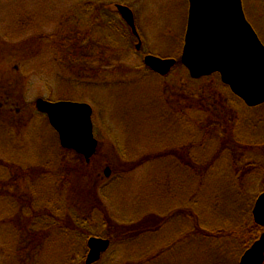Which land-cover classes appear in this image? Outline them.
<instances>
[{
    "label": "rangeland",
    "instance_id": "obj_1",
    "mask_svg": "<svg viewBox=\"0 0 264 264\" xmlns=\"http://www.w3.org/2000/svg\"><path fill=\"white\" fill-rule=\"evenodd\" d=\"M86 1L91 0H0V103L9 99L7 106L0 108V238L5 251L13 250L10 255L5 252L4 259L7 264H20L25 258L20 246L32 243L37 250L31 252L34 260L30 264H85L87 238L92 235L111 240L110 249L96 264L240 263L244 241L233 233L255 230L243 228L241 223L235 226L238 214L246 208L244 201L239 206V190L235 191L226 178L210 175L208 187L217 202L214 205L200 198L199 203L197 175L179 158V153L191 146L187 154L198 150L195 129L199 127L195 121L214 117L191 111L189 132L163 128L149 119V106L155 97L159 102L175 91L181 105L185 100L182 91L196 93L207 86V77L191 78L178 60L187 27V0H95L111 7L104 9L101 23L88 28L84 12H74ZM243 4L245 16L264 44V0H243ZM116 5L133 10L137 37ZM68 21L74 23L73 27L69 28ZM79 29H91L98 36L80 42L74 35ZM139 43L141 48L137 50ZM87 45L88 54L95 58L99 51L108 50L107 46L117 47L121 52L114 59L121 65L119 72L103 81V74L98 73L100 62L95 59L99 78L87 79L80 62ZM147 55L175 58L178 64L163 77L145 66ZM39 98L86 103L93 108V131L99 145L90 165L60 146L47 117L33 110ZM243 109L252 120L237 121L235 116L231 127L235 130L238 126L242 133L257 130V136H264V107ZM157 142L166 144L157 146ZM163 152L159 160L154 159L155 164L149 163L151 154ZM63 160L75 173L70 186L73 193L65 195L67 200L60 184L44 180L47 171L59 168ZM106 167L115 170L110 179L104 177ZM118 177L123 178L119 193L110 195L104 204L110 218L130 228L149 226L145 237L137 236L130 244L117 239L112 229L94 215H101L99 203L106 200L91 191L108 186ZM257 183L249 192L255 201L263 191ZM62 203L65 207L59 213L56 208H62ZM179 210L181 214L177 215L181 217L171 215ZM226 217L231 218L230 224ZM195 220L208 230L218 227L212 231H231L232 235L226 233L227 237L218 238L216 244L209 242L205 233H197ZM54 224L57 227L52 229ZM42 231L44 237L49 235L43 248L40 240L34 241L30 235Z\"/></svg>",
    "mask_w": 264,
    "mask_h": 264
},
{
    "label": "trees",
    "instance_id": "obj_2",
    "mask_svg": "<svg viewBox=\"0 0 264 264\" xmlns=\"http://www.w3.org/2000/svg\"><path fill=\"white\" fill-rule=\"evenodd\" d=\"M111 7L110 4H102L101 2L99 3L98 1L91 0V1H86L85 5L81 8H76L74 10L75 14H79L80 11H83L84 13V19H85V25L88 27H93L95 23H101V21L104 20V9H109ZM74 14V15H75ZM77 20V19H75ZM69 28L73 27L74 23H70L68 21ZM67 25V26H68ZM79 24H76V26ZM98 32H92V30L85 29V31L82 33L81 37L82 40L84 41L85 39L86 42H88V39H91V36H98ZM75 37L78 39V33L77 31L75 32ZM89 45L85 46V55L82 54V58L80 62L83 63V66L86 68L85 69V75L87 79H98L99 74H103L102 80L104 78H108L110 76H114V72H119V69L121 65H119L118 61H116L114 58L116 57V54L118 55L121 51L115 47V46H107L108 50H103L99 51V54L95 57L92 55L88 54L89 53ZM181 56V54H180ZM180 56L179 59L180 60ZM99 58V59H98ZM96 61L100 62L99 70L97 73V68L95 69V66L93 65ZM90 60H92L90 62ZM180 64V61H179ZM90 65V66H89ZM143 67H145L143 65ZM101 68V69H100ZM153 74V73H152ZM207 86L204 87L200 92L196 93H189V92H181L182 98L185 99L182 101L181 105H178L177 101L178 98L175 95V91L171 92L169 94V98L163 99L158 102L157 97H155L152 102L150 103L149 109L151 115H149V119L151 120L152 124L153 122L160 124L163 128H169L171 129L172 127L181 129L183 131H188L189 132V127L187 123H191L188 118H193L189 114L191 111L192 112H199L207 115H211L214 118L208 119L205 122H199L195 121L196 125H198V129H195V132L198 133V136L196 137L198 143L196 144L197 151L194 152L193 154H187L192 150L191 146L188 151L185 149L182 152L178 153L181 155L179 158L184 162V164L188 166L193 167V171L195 172L194 175L196 177L197 175V189L199 190V203L204 202V200L208 199L209 201H212L214 205L217 202V197L215 194L211 192V187H208V184L211 182L210 175L215 177L216 175L221 176V178H226V180H229L232 187L234 188L235 191L239 190L237 193V197L239 202V206L242 204L244 201L246 203V208L245 210L241 211V214H238V222H236L235 226H241L240 223L242 224V227L248 226L249 228H254L255 231H250V232H245L246 229L240 234L239 232L233 233L234 235L236 234L241 237V239L244 241L242 244V249L247 250L250 248V246L255 243V241L259 238L262 232H264V228L259 227L254 223L253 221V216H252V210L255 202V198H252L249 194L250 189L256 185L257 182H259L262 186V193L264 192V136H257V134L260 133V131H253L250 130L247 133H242L240 130H237L239 128L236 126V129L234 130L231 126H233V118L236 116L239 121L242 118H245L246 120H252V118L246 117L244 114L243 108H249L247 107L238 97H236L229 87L225 86L220 79V76L218 74H214L210 77H207ZM189 100V101H188ZM9 99H6L4 102L0 103V108L3 109L5 106H7L6 103H8ZM264 105L256 107V108H250L252 110L254 109H260L263 108ZM36 111V109H33ZM17 114L20 113V110L16 111ZM257 115V114H256ZM253 122V121H252ZM198 123V124H197ZM151 124V125H152ZM252 124V123H251ZM190 126V125H189ZM191 130V129H190ZM252 133V135H251ZM201 134V137H200ZM166 144L165 142H157V146H162ZM98 152V148H97ZM96 152V154H97ZM163 154H158V153H153L151 154L152 161L149 163L155 164L154 162L160 158L161 155ZM74 158L77 160L82 159L84 163L85 160L81 155H78L74 153ZM94 155V157L96 156ZM174 155L173 157H177V154L172 153ZM94 157L91 158V162L89 165L92 163L94 160ZM67 160L62 161L60 164L59 168H55L53 170H50L49 172L47 171V177L44 178L47 181H53L57 182L58 184L61 185V187L64 189V197L65 200H67L69 197L66 194L68 192H72L70 190V186L73 181V177H75V173L72 169H68L67 166ZM86 165H88L86 163ZM167 170V169H166ZM115 174V170L112 171ZM163 172L165 170L163 169ZM44 177V175H41ZM112 176V173L109 178L105 177L106 179H110ZM50 177L53 179L51 180ZM29 177V181H31ZM123 180L122 177H118L116 179H112L110 181V184L108 186H104L102 188H93L94 190L91 191V193L95 195H102L104 197V200H106L104 203H99V210L102 212L100 216L97 214H94L98 222L104 223L103 225L108 226L110 229L113 231V235H116L117 239L123 240V243L130 244L132 241L138 238H143L145 237V230L146 228L149 229V226L147 227H141V228H130L126 227L125 224H120L116 223L110 218V215L107 211V208L105 207V203H108V197L110 195H113L115 193H119V187L120 184L119 182ZM185 183H188L185 181ZM221 191L223 192V182H219ZM258 184V183H257ZM67 185V186H66ZM67 187V191H66ZM204 188V189H203ZM203 189V190H202ZM97 191V192H96ZM234 191V192H235ZM73 193V192H72ZM90 193V194H91ZM219 194V191H217ZM202 195V196H201ZM202 202H201V200ZM2 202V201H1ZM121 204V203H120ZM62 208L58 207L56 210L59 213H62V210H64V205L63 203L61 204ZM124 206V205H123ZM196 206L198 207L199 204L197 203ZM238 208V207H237ZM36 208H34L35 210ZM68 209V206L65 208ZM120 210V207L117 211ZM237 210V209H236ZM36 211V210H35ZM67 211V210H66ZM97 211V209H96ZM39 212V211H37ZM69 212V211H68ZM108 213V214H107ZM181 214V211H176L171 213V215H177ZM230 214V213H229ZM54 215V213H53ZM106 215V217H105ZM178 217H181V215H177ZM54 218V217H53ZM107 218V219H105ZM13 219V218H12ZM250 219V221L248 220ZM35 221V218L32 219ZM58 220V219H57ZM31 220H29L30 222ZM55 221V220H54ZM60 223H62L63 220H60ZM196 221V220H195ZM225 221L230 224L231 218L226 217ZM249 221V222H248ZM14 224L16 223L15 220L13 219ZM225 222V223H226ZM33 223V222H32ZM197 225V230L199 232L197 233H205L204 238H209V242H212L216 244L218 238H226V233H231L225 231V234L222 233V231H217L214 232V230H218L220 228H212L208 230V228H204L198 224L196 221L195 223ZM194 224V225H195ZM232 224V223H231ZM253 224V225H252ZM34 226V224H33ZM63 226V224H61ZM113 226V227H112ZM57 227L56 224L52 226ZM115 228H119L123 230L122 232L118 233ZM214 227V225L212 226ZM225 227V226H224ZM223 227V228H224ZM50 228V230H52ZM72 230H75L72 229ZM45 231V230H44ZM44 231L42 232H30L31 238L34 239V241L40 240V247L43 248L44 246V241L47 239L49 236H45ZM2 232V226L0 224V234ZM50 232V231H49ZM147 232V231H146ZM92 235H89L87 239H89ZM138 236V238H136ZM1 237V235H0ZM124 237H130L132 239H128V241H125L123 238ZM0 262L2 264H7V260H5V252L8 253V255L13 254L10 250L8 249L5 251L3 247V241L0 238ZM37 250L36 244L33 245L32 243H29V245H21L19 248V252L22 253L25 258L20 261V264H30L34 260L31 252ZM13 251V250H12ZM243 254V253H242ZM242 254H239L238 256V262ZM2 259V260H1ZM6 261V262H5ZM31 261L30 263H28Z\"/></svg>",
    "mask_w": 264,
    "mask_h": 264
},
{
    "label": "water",
    "instance_id": "obj_3",
    "mask_svg": "<svg viewBox=\"0 0 264 264\" xmlns=\"http://www.w3.org/2000/svg\"><path fill=\"white\" fill-rule=\"evenodd\" d=\"M188 19L181 63L191 78L218 74L222 83L250 108L264 105V44L245 16L243 0H187ZM117 12L134 35H138L134 12L116 5ZM141 48V43L137 45ZM176 59L147 55L144 64L154 73L167 76L177 65ZM38 112L47 116L57 133L60 146L74 151L90 163L97 152L94 136L93 108L73 101L51 102L39 98ZM112 171L104 170L109 178ZM254 222L264 227V192L252 211ZM85 264L97 263L111 245L109 239L90 237ZM238 264H264V233L245 251Z\"/></svg>",
    "mask_w": 264,
    "mask_h": 264
},
{
    "label": "flooded vegetation",
    "instance_id": "obj_4",
    "mask_svg": "<svg viewBox=\"0 0 264 264\" xmlns=\"http://www.w3.org/2000/svg\"><path fill=\"white\" fill-rule=\"evenodd\" d=\"M79 24H80V22H79ZM83 32H84V29H83V30H81V31H80V29H79V30L77 31V33H78V35H77V36H78V39H79V41H80V40H82V37H81V35H82V33H83ZM134 36H136V37H137V35H134ZM6 104H8V103H6ZM262 233H263V232H262ZM262 233H261V234H262ZM259 237H260V236H259ZM258 239H259V238H258ZM258 239H257V240H258ZM248 249H249V248H248ZM248 249H247V250H248ZM247 250H245V251L247 252ZM245 251H244V253H245ZM102 256H103V255H102ZM101 259H102V257H101ZM101 259H100V260H101Z\"/></svg>",
    "mask_w": 264,
    "mask_h": 264
}]
</instances>
